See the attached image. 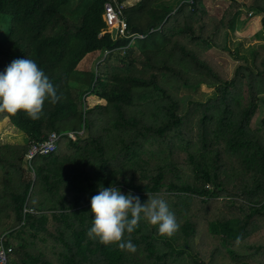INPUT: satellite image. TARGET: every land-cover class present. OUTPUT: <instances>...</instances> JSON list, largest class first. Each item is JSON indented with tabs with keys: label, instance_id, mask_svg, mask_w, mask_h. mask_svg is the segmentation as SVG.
<instances>
[{
	"label": "trees",
	"instance_id": "1",
	"mask_svg": "<svg viewBox=\"0 0 264 264\" xmlns=\"http://www.w3.org/2000/svg\"><path fill=\"white\" fill-rule=\"evenodd\" d=\"M105 1L0 0V70L27 56L59 96L37 119L0 111L27 137L0 142L5 264H264V41L231 75L207 53L227 49L244 3L216 14L204 0H115L133 38L106 28ZM248 8L264 38V0ZM203 85L205 101L180 94ZM53 130L75 138L29 159L28 141ZM109 184L165 199L179 227L163 235L142 218L121 242L90 238V197Z\"/></svg>",
	"mask_w": 264,
	"mask_h": 264
},
{
	"label": "clouds",
	"instance_id": "2",
	"mask_svg": "<svg viewBox=\"0 0 264 264\" xmlns=\"http://www.w3.org/2000/svg\"><path fill=\"white\" fill-rule=\"evenodd\" d=\"M55 103L59 96L49 77L27 56L14 58L0 70V111L23 110L32 119L41 115L45 100ZM91 225L86 232L102 243L121 242L124 233H131L143 218L155 225L160 234L171 236L179 227L167 201L159 196L141 202L131 190L122 192L112 184L98 186L90 197ZM124 247L135 251L128 240Z\"/></svg>",
	"mask_w": 264,
	"mask_h": 264
},
{
	"label": "rangeland",
	"instance_id": "3",
	"mask_svg": "<svg viewBox=\"0 0 264 264\" xmlns=\"http://www.w3.org/2000/svg\"><path fill=\"white\" fill-rule=\"evenodd\" d=\"M75 2L76 0H71ZM137 0H127L126 4H132ZM244 3L241 12V18L245 19V23L237 30L230 32L228 35L227 49L221 50L217 48H210L208 55L216 62L220 63L228 75H231L234 68L238 63H251L250 49L253 43H260L264 41L261 32V14H257L252 9L248 8L250 0H239ZM179 0H163V3L174 6ZM204 3L212 13H220L222 9L228 3V0H204ZM68 6L65 7L66 14L70 15L71 18H76L78 13H70ZM251 12V15H249ZM7 26L4 24L2 37L6 32ZM257 34L258 36H254ZM261 34V35H260ZM95 52L86 54L83 59L79 62L78 67H86L91 60L92 55ZM213 88L206 87L205 85L198 88L182 87L180 94L191 95L192 99L198 101H205L209 96L213 95ZM0 142L2 143H26L27 137L16 128L8 118L0 120Z\"/></svg>",
	"mask_w": 264,
	"mask_h": 264
},
{
	"label": "built area",
	"instance_id": "4",
	"mask_svg": "<svg viewBox=\"0 0 264 264\" xmlns=\"http://www.w3.org/2000/svg\"><path fill=\"white\" fill-rule=\"evenodd\" d=\"M123 6L122 3H118L115 0L105 1L102 18L105 22L106 28L109 30L115 28L116 32L114 36H132L134 38L137 35L141 37L142 34L129 31L126 20L122 15ZM249 15H251V12H249ZM62 134H67L72 139L75 138L74 131L57 132L53 130L43 139L28 141L27 157L30 159L36 154H45L54 150ZM9 251H11V248L6 247L0 237V264H5L7 253Z\"/></svg>",
	"mask_w": 264,
	"mask_h": 264
},
{
	"label": "water",
	"instance_id": "5",
	"mask_svg": "<svg viewBox=\"0 0 264 264\" xmlns=\"http://www.w3.org/2000/svg\"><path fill=\"white\" fill-rule=\"evenodd\" d=\"M115 32H116V30H115V28H113V29L111 30V33H112L113 36L115 35Z\"/></svg>",
	"mask_w": 264,
	"mask_h": 264
}]
</instances>
